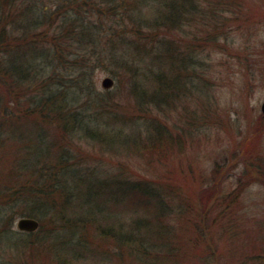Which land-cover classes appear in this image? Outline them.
<instances>
[{"label":"rangeland","instance_id":"obj_1","mask_svg":"<svg viewBox=\"0 0 264 264\" xmlns=\"http://www.w3.org/2000/svg\"><path fill=\"white\" fill-rule=\"evenodd\" d=\"M17 3H25L31 11L46 9L52 26L47 21L37 31L45 35L40 37L42 46H50L51 36L58 32L56 28L63 18L49 12L57 0ZM192 5L195 10L189 14ZM69 8L64 6L59 12ZM186 8H182L187 12L181 22L184 28L175 32L161 29L156 38L170 43L174 58L179 57L182 47L179 75L168 64L158 61L157 65L134 49L137 41H128L133 35L124 12L125 22L120 26L114 24L119 22L117 18L101 12L91 22L99 40L94 48L102 58L91 66L90 94L69 95L78 110L84 109L86 124L112 133L111 125H103L106 114L115 121V132L122 128L132 135L142 124L154 122L172 137L171 146L157 156L158 161H150L138 157L129 141H125L127 149L117 146V142L100 144L81 129L79 139L75 137L70 146V164L76 165L78 171L102 178L121 175L153 182L162 192L173 195V209L165 222L174 231L173 247L160 252L156 248L153 254L165 258L155 264H252V258L264 250V115L260 110L264 103V0H190ZM75 13L63 15L71 18ZM190 15L194 16V24L188 28ZM8 27L13 28L11 23ZM124 34L127 37H121ZM120 38L126 39L118 47ZM71 47L72 51L76 48ZM139 70H146V74L138 84H145L150 93L155 83V90L160 91V109L138 107L133 87L135 78H141L136 74ZM70 73L55 71L59 77ZM104 78L112 80L108 89L101 86ZM67 93L71 94V90ZM93 100L102 107L90 110ZM53 128L56 133V126ZM115 206L114 226L111 221L106 223L110 228L128 229L129 216L144 213L132 211L126 200ZM19 218L14 221V230ZM104 252V257L87 256L81 264L150 263L146 258L130 256L128 250L121 257L108 242Z\"/></svg>","mask_w":264,"mask_h":264},{"label":"trees","instance_id":"obj_2","mask_svg":"<svg viewBox=\"0 0 264 264\" xmlns=\"http://www.w3.org/2000/svg\"><path fill=\"white\" fill-rule=\"evenodd\" d=\"M189 4L190 0H57L49 12L63 18L56 28L58 32L51 36L50 46L45 47L40 38L45 35L37 30L47 21L52 26L46 9L31 11L30 6L18 4L17 0H0V264H81L87 256L104 257L107 242L121 257L128 250L130 256L146 258L149 264L163 261L165 257L153 253L156 248L160 252L173 247L174 231L165 223L173 209V195L162 192L153 182L121 175L102 178L78 171L76 165L70 164V146L82 129L84 135L100 144L117 142V146L127 149L125 141H129L138 157L158 161L157 156L171 146L172 137L154 122L142 124L132 135L122 128L115 132V121L106 114L103 125H111L114 132L98 130L84 122V109L78 110L69 95L90 94L91 66L102 58L94 48L99 40L91 22L101 12L117 18V26L126 17L133 35L128 41H137L134 49L157 65L158 61L168 64L179 75L182 47L179 57L174 58L170 43L156 38L161 29L175 32L184 28L181 22L187 12L182 8L188 9ZM64 6L70 8L60 13ZM194 10L192 5L188 13ZM64 12H76V16L67 18ZM193 17L190 15L188 28L194 24ZM125 39L120 38L117 46L121 47ZM71 46L76 47L74 51ZM56 70L71 73L59 77ZM146 70L136 73L141 77L135 78L133 87L137 105L141 109H160V91L155 90V83L150 93L145 84H138L144 80ZM95 101L90 102L92 111L102 107ZM123 200L132 205V211L143 210V215L129 216L128 229L108 227L106 223L114 221L115 204ZM17 217L35 218L40 223L38 230H14ZM262 254H256L252 264H264Z\"/></svg>","mask_w":264,"mask_h":264},{"label":"water","instance_id":"obj_3","mask_svg":"<svg viewBox=\"0 0 264 264\" xmlns=\"http://www.w3.org/2000/svg\"><path fill=\"white\" fill-rule=\"evenodd\" d=\"M112 85V80L109 78H104L101 82V86L103 89H108ZM261 113L264 115V103L261 105ZM39 223L37 220L33 218H20L16 222V228L19 231L23 232H35L38 229Z\"/></svg>","mask_w":264,"mask_h":264}]
</instances>
